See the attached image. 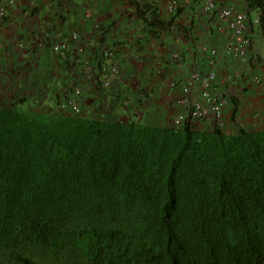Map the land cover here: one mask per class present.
I'll list each match as a JSON object with an SVG mask.
<instances>
[{
	"label": "trees",
	"instance_id": "16d2710c",
	"mask_svg": "<svg viewBox=\"0 0 264 264\" xmlns=\"http://www.w3.org/2000/svg\"><path fill=\"white\" fill-rule=\"evenodd\" d=\"M0 264H264V130L1 107Z\"/></svg>",
	"mask_w": 264,
	"mask_h": 264
},
{
	"label": "crops",
	"instance_id": "0c3cea01",
	"mask_svg": "<svg viewBox=\"0 0 264 264\" xmlns=\"http://www.w3.org/2000/svg\"><path fill=\"white\" fill-rule=\"evenodd\" d=\"M182 1V12L171 23L175 29L169 31L144 29L143 18L137 12L145 11L144 5H149L150 10L158 9V20L167 23L173 17L166 13V0H136L138 9L128 0H16L12 7L0 0V7L6 6V16L0 19V108L15 105L51 112L77 86L82 91L83 117L173 127L175 101L185 74L191 69H207L203 52L221 47L208 16L194 0ZM217 3L240 10L245 6V0ZM86 12H90L88 18ZM256 15L255 11L249 12L250 64L241 65L221 56L213 67L219 77L239 67L243 69L241 79L223 89L226 105L221 130L227 135L239 129L264 130V34L252 24ZM72 33L78 34L76 44L85 48L95 69L105 51H114L117 58L121 57L118 75L109 76V91L99 88L98 73L93 81L86 82L79 68L70 63L75 43H71L68 54L57 55L49 46L39 47L45 34L56 42L68 39ZM173 52L180 56V68L170 59ZM130 53L136 58H122ZM254 74L261 78L260 85L250 81ZM121 99L129 105L120 106ZM195 126L204 131L213 128L210 122H196Z\"/></svg>",
	"mask_w": 264,
	"mask_h": 264
},
{
	"label": "built area",
	"instance_id": "2783aa9c",
	"mask_svg": "<svg viewBox=\"0 0 264 264\" xmlns=\"http://www.w3.org/2000/svg\"><path fill=\"white\" fill-rule=\"evenodd\" d=\"M39 2L40 0H33ZM16 0H5L8 7H12ZM194 4L202 13L208 16L213 29V34L221 42V47L207 48L203 52L207 69H191L184 77L183 84L180 86V96L175 101L177 108L172 117L173 128H181L185 122L195 124L196 122H210L218 128L223 127V110L226 105V98L223 95V89L226 84L240 80L243 76V69L239 67L232 74L219 77L214 70L217 59L221 56L232 59L241 65H247L251 62L250 46L251 31L249 26V12L251 11L245 0L243 10L235 6H221L217 0H194ZM6 6L0 7V19L6 16ZM182 0H167L165 4L166 13L175 17L178 10L182 9ZM90 12L85 13L88 18ZM252 24L259 27V16L252 18ZM173 25L168 30L172 31ZM79 42L77 33H72L66 40L51 41L49 34H45L39 42V47L50 48L53 54H68L71 50V43H75V52L70 55V63L79 68L86 82L95 79L96 73L100 76L99 88L102 91H109L111 82L109 76H117L119 73L118 64L121 57L117 58L114 51H105L102 55L99 67L95 69L89 54L83 46L76 44ZM19 48H24L19 44ZM136 58V54H128L122 58ZM170 59L177 68L182 66L178 52L170 54ZM250 81L257 86L261 83V78L254 74ZM175 83L171 84L174 87ZM82 91L79 87L73 86L68 95L58 102L54 112L71 116H80L82 112L81 104ZM122 106H127L128 101L121 99Z\"/></svg>",
	"mask_w": 264,
	"mask_h": 264
},
{
	"label": "clouds",
	"instance_id": "9594fccd",
	"mask_svg": "<svg viewBox=\"0 0 264 264\" xmlns=\"http://www.w3.org/2000/svg\"><path fill=\"white\" fill-rule=\"evenodd\" d=\"M69 92H70V91H69ZM68 94H69V93H68ZM68 94H67V95H68ZM58 102H59V101H58ZM58 102H57V104H56V107H57V105H58ZM128 105H129V103H128ZM128 105H127V106H128ZM120 106H122V105L120 104ZM56 107H55V108H56ZM124 107H126V106H124ZM53 111H54V110H53ZM50 113H51V112H50ZM52 113H54V112H52ZM80 116H82V112H81ZM171 122H172V120H171ZM172 128H173V127H172ZM220 129H221V128H220Z\"/></svg>",
	"mask_w": 264,
	"mask_h": 264
},
{
	"label": "rangeland",
	"instance_id": "374dc122",
	"mask_svg": "<svg viewBox=\"0 0 264 264\" xmlns=\"http://www.w3.org/2000/svg\"><path fill=\"white\" fill-rule=\"evenodd\" d=\"M164 2H165V0H164ZM166 2H167V0H166ZM166 2H165V4H166ZM162 4H164V3H162ZM163 12H164V11H163ZM181 12H182V9H181ZM181 12H180V13H181ZM182 27L185 28V25H184V26L182 25ZM53 108H54V110H55V106H54ZM51 112H54V111L52 110ZM54 113H55V112H54ZM55 114H56V113H55Z\"/></svg>",
	"mask_w": 264,
	"mask_h": 264
}]
</instances>
